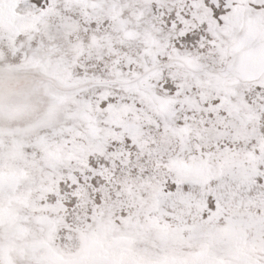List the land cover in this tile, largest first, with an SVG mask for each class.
<instances>
[{"label": "snow or ice", "instance_id": "obj_1", "mask_svg": "<svg viewBox=\"0 0 264 264\" xmlns=\"http://www.w3.org/2000/svg\"><path fill=\"white\" fill-rule=\"evenodd\" d=\"M0 264H264V0H0Z\"/></svg>", "mask_w": 264, "mask_h": 264}]
</instances>
